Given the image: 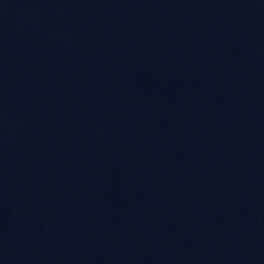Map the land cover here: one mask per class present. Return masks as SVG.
Returning <instances> with one entry per match:
<instances>
[{"label":"water","instance_id":"95a60500","mask_svg":"<svg viewBox=\"0 0 264 264\" xmlns=\"http://www.w3.org/2000/svg\"><path fill=\"white\" fill-rule=\"evenodd\" d=\"M0 264H264V0H0Z\"/></svg>","mask_w":264,"mask_h":264}]
</instances>
